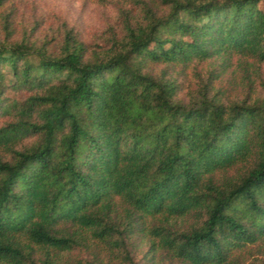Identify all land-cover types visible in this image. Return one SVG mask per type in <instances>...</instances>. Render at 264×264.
I'll list each match as a JSON object with an SVG mask.
<instances>
[{
    "label": "trees",
    "instance_id": "16d2710c",
    "mask_svg": "<svg viewBox=\"0 0 264 264\" xmlns=\"http://www.w3.org/2000/svg\"><path fill=\"white\" fill-rule=\"evenodd\" d=\"M96 2L0 0V264H264V0Z\"/></svg>",
    "mask_w": 264,
    "mask_h": 264
},
{
    "label": "rangeland",
    "instance_id": "374dc122",
    "mask_svg": "<svg viewBox=\"0 0 264 264\" xmlns=\"http://www.w3.org/2000/svg\"><path fill=\"white\" fill-rule=\"evenodd\" d=\"M19 7L20 19L25 22L40 20L43 31L66 25L74 28L85 42H93L104 29L108 19L114 15L113 8L100 6L96 0H15ZM161 69V68H160ZM180 70V69H178ZM264 77V66L262 68ZM181 83V97L185 98L189 83L193 81L191 70L186 73L170 72ZM141 255L150 260L154 253L149 254V243H143ZM143 262V261H142Z\"/></svg>",
    "mask_w": 264,
    "mask_h": 264
}]
</instances>
